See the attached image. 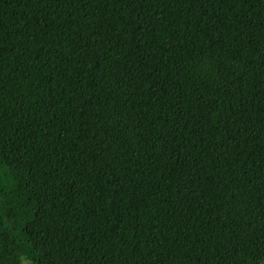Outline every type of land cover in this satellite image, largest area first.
Instances as JSON below:
<instances>
[{
    "label": "trees",
    "instance_id": "trees-1",
    "mask_svg": "<svg viewBox=\"0 0 264 264\" xmlns=\"http://www.w3.org/2000/svg\"><path fill=\"white\" fill-rule=\"evenodd\" d=\"M264 264V0H0V264Z\"/></svg>",
    "mask_w": 264,
    "mask_h": 264
},
{
    "label": "rangeland",
    "instance_id": "rangeland-1",
    "mask_svg": "<svg viewBox=\"0 0 264 264\" xmlns=\"http://www.w3.org/2000/svg\"><path fill=\"white\" fill-rule=\"evenodd\" d=\"M206 1H207V0H201V4L206 3ZM23 264H28V263H26V261H23Z\"/></svg>",
    "mask_w": 264,
    "mask_h": 264
}]
</instances>
